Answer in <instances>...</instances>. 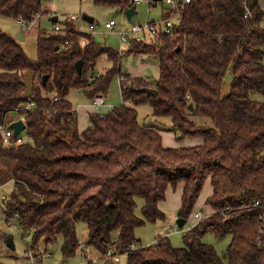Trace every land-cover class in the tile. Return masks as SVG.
Returning a JSON list of instances; mask_svg holds the SVG:
<instances>
[{
    "label": "trees",
    "instance_id": "16d2710c",
    "mask_svg": "<svg viewBox=\"0 0 264 264\" xmlns=\"http://www.w3.org/2000/svg\"><path fill=\"white\" fill-rule=\"evenodd\" d=\"M130 2L93 0L95 6L122 12L134 7ZM40 10V0H0V15L8 19L29 22ZM179 12L172 35L129 42L127 55L157 59L154 83L122 74L119 52L72 22L60 32L38 34L35 60L16 37L0 31V124L7 115H19L27 140L15 148L0 144V185L14 184L3 213L15 216L24 233L33 231L31 246L61 237V253L72 256L79 245L76 224L83 222L86 246L104 264H114L105 257L110 248L125 254L127 264H264V249L256 243L264 211V10L260 0H190ZM103 55L111 68L92 76ZM78 61L83 62L80 74ZM26 73L33 75L32 89L21 99ZM115 76L124 78L122 104L105 114L89 113V126L80 132L67 99L70 91L81 90L91 100L105 97ZM226 84L231 90L222 98ZM143 104L154 116L170 118L177 139L202 142L164 147L157 129L137 121L136 108ZM207 180L212 193L205 205L213 213L183 233L184 247H173L167 236L143 247L135 231L165 219L159 204L167 189L182 185L177 213L187 222ZM138 198L141 217L135 215ZM256 201L259 207H253ZM207 232L231 236L227 263L202 242Z\"/></svg>",
    "mask_w": 264,
    "mask_h": 264
},
{
    "label": "rangeland",
    "instance_id": "374dc122",
    "mask_svg": "<svg viewBox=\"0 0 264 264\" xmlns=\"http://www.w3.org/2000/svg\"><path fill=\"white\" fill-rule=\"evenodd\" d=\"M41 12L34 21V29L28 30L22 27L17 20L8 19L0 15V31L7 33L13 37H17L20 32L24 35V40L21 43L22 48L26 55L32 59H36V38L39 33L45 31L52 33L55 23L51 21V18H57V24L63 26L66 21H69L71 16L76 17V21L72 22L76 29H80L82 32L92 34L94 40L105 45L111 49L118 51V56L121 57L119 67L122 74H140L143 79L154 83L159 77L157 70L158 61L154 56L146 55H127L129 49V43H121L119 33L128 31L134 24H144L147 21H157L161 19L163 13L167 9V5L164 0L156 3L154 6H149L147 0H142L141 3L135 7L136 14L131 17L130 20L126 18L124 12L111 9L98 7L93 4V0H40ZM260 4L264 10V0H260ZM83 16H88L93 19L94 30H89L88 23L82 19ZM110 20H113L116 24L115 30L109 31L104 28V24ZM64 32H62L63 34ZM85 43V41H84ZM142 57V58H140ZM112 66V62L105 55L98 58L96 67L92 71V76L104 75L107 70ZM119 76H115L108 88L107 95L103 97L104 106L97 110L99 114L107 113L111 108L122 104ZM230 79V77H228ZM101 96V95H97ZM259 98V97H257ZM68 101L72 104L73 109L78 113V129L83 130L89 125L88 115L89 113L96 112L91 104L92 101L84 95L81 90L73 89L70 91ZM137 121L142 126H150L157 129L163 138V145L167 148L178 147H192L199 145L202 139L199 138H183L177 139L179 133L172 127V122L169 117H156L152 114V108L149 104L139 105L137 108ZM13 119H21L17 114H11ZM9 119L10 116L7 115ZM11 119V118H10ZM15 166L12 163L11 168ZM14 184L12 181H8L5 184L0 185V264H27L30 261L32 255L40 264H104V261L100 259L99 253L91 247L86 248L87 240V227L85 223L78 222L76 224V233L78 239V247L75 250L74 255L65 257L61 253L62 238L58 237L57 241L52 244H43L42 242L31 246V233H24L23 230L17 224V218L4 215L3 207L5 197L8 200ZM182 186L178 185L175 188V197L181 196ZM212 193V187L210 181L207 180L204 183L202 191L199 195L197 203L193 212H202L208 217L213 213L209 206L205 208V201L210 197ZM181 201V197L179 199ZM143 200L136 199L135 215L141 217V207ZM161 210L165 214L163 221H157L156 223H146L143 227L136 229L135 237L140 240V244L143 247L152 245L159 236H167L173 247H184L183 233L191 229L198 220L194 218L193 212L188 218L183 228H179L176 221L178 219V209L175 206L170 205V197L162 206ZM208 211V212H204ZM207 218V217H205ZM204 218V219H205ZM117 236V232L113 233V237ZM8 238L12 239L14 249H10L6 245ZM202 242L212 245L217 251L220 259L227 263L225 257L226 249L231 242V236L224 238H218L214 233L207 232L202 237ZM87 249V252H86ZM113 249V248H112ZM114 250V249H113ZM41 251L44 252V259L41 258ZM117 255V254H116ZM119 261L114 264H127V257L125 254L117 255Z\"/></svg>",
    "mask_w": 264,
    "mask_h": 264
},
{
    "label": "built area",
    "instance_id": "2783aa9c",
    "mask_svg": "<svg viewBox=\"0 0 264 264\" xmlns=\"http://www.w3.org/2000/svg\"><path fill=\"white\" fill-rule=\"evenodd\" d=\"M149 2V6H154L156 2L154 0H147ZM162 1V0H161ZM142 0H131L130 4H133L134 7H136L137 4L141 3ZM165 4L167 5L166 12H169L170 15L167 17H161V19L157 21H147L144 24H134L131 26V28L128 31H123L119 33V38L121 43H129V42H136V43H147L150 39L156 38L160 35H172L173 30L175 26L180 21V7L185 6L190 3V0H164ZM247 16H250V12L247 11ZM38 17V16H37ZM36 18L32 21H24L22 18H18L17 22L22 26L27 28L28 30L34 29V21ZM76 21V17L71 16L68 22H74ZM116 24L113 20H110L104 24V28L109 31L115 30ZM94 24L89 25V30L93 31ZM62 30V27L59 26V24L55 23L53 31L54 32H60ZM80 44H84V39H81ZM70 45L69 42H65L63 44L64 48H67ZM119 85L121 81H123V77L119 76ZM57 99L54 98L53 101H56ZM104 100L102 96H96L93 98L91 106L93 109L97 110L102 108L104 106ZM30 108L33 107V104L29 105ZM19 116V115H18ZM11 118V117H10ZM8 119L7 117L2 121L0 124V144L3 146V148H15L19 145H22L27 142V140L22 136L23 131H21L17 136H14L13 129H10V124L12 122H15L17 120H20L18 118L16 119ZM3 200H5V197H2ZM261 203L259 201H256L253 204V207H259ZM0 209H2L0 205ZM194 218H196L198 221L204 219L205 217H208V215L203 214L202 212H193L192 213ZM191 214V215H192ZM259 222L261 223L260 227L258 228V238L256 243L258 246L264 249V211L259 215L258 217ZM88 248L87 246H85ZM87 252V249H86ZM42 260L46 255H44V252L41 251ZM106 258H112L114 262H118L119 259L116 254H114V251L112 248L108 249L105 255ZM27 264H40V262H37V260L31 255L30 261Z\"/></svg>",
    "mask_w": 264,
    "mask_h": 264
},
{
    "label": "water",
    "instance_id": "95a60500",
    "mask_svg": "<svg viewBox=\"0 0 264 264\" xmlns=\"http://www.w3.org/2000/svg\"><path fill=\"white\" fill-rule=\"evenodd\" d=\"M135 14H136L135 7H131L128 10L124 11V15L126 16V18L128 20H130L131 17L133 15H135ZM82 19L84 21L88 22V23H92L93 22V19L88 17V16H83ZM51 21L53 23H55L57 21V18L54 17V18H52ZM16 38H17L18 41H22V36H21L20 33L17 35ZM82 65H83L82 61H78L75 64V68H76V71L78 72V74L81 73ZM91 67L93 68V65H91ZM32 79H33V75L31 73H26L24 75V78L21 81V84L25 87V92L21 95V99H25V98L29 97V95L31 94ZM46 80H47V76H43L42 77V84L43 85H45ZM230 90H231V85H228V84L224 85L223 88H222V91H221L222 98H226L228 96V94L230 93ZM141 91L147 93L149 96L157 95L156 90L151 89V88H143V89H141ZM191 107L192 106L189 105V109H191ZM9 127H10V129H13L14 136H17L21 131H23L25 129V124H24V122L22 120H17L15 122H12ZM176 223H177L179 228H183V226L186 224V220H184L182 218H178ZM6 245L10 249H12V250L14 249V246H13L11 238L7 239Z\"/></svg>",
    "mask_w": 264,
    "mask_h": 264
},
{
    "label": "crops",
    "instance_id": "0c3cea01",
    "mask_svg": "<svg viewBox=\"0 0 264 264\" xmlns=\"http://www.w3.org/2000/svg\"><path fill=\"white\" fill-rule=\"evenodd\" d=\"M162 17V16H161ZM54 18V17H53ZM51 20H52V18H51ZM78 30V29H77ZM79 31L80 32H82L80 29H79ZM20 33V32H19ZM18 33V34H19ZM83 33H85V32H83ZM21 34V33H20ZM21 36H22V41L24 40V35H22L21 34ZM22 41H20V42H22ZM140 58H142V57H140ZM157 65V70L159 71V65L158 64H156ZM130 76H132V77H141V75L140 74H129ZM142 78V77H141ZM146 81H147V79H145ZM149 82V81H148ZM93 108V107H92ZM95 110V109H94ZM76 111V110H75ZM96 111V110H95ZM77 112V111H76ZM91 113H93V111L91 112ZM8 116H10L11 118H12V115L10 114V115H8ZM77 117H78V113H77ZM89 125H87V127H88ZM86 127V128H87ZM85 128V129H86ZM85 129H83V130H85ZM83 130H80L79 129V131L81 132V131H83ZM162 137V136H161ZM162 142H163V138H162ZM182 186V185H181ZM183 188V187H182ZM181 191H182V189H181ZM181 194H182V192H181ZM169 197H170V205H172V206H175V208L176 209H179V207H180V204H181V201H179V199H180V197L179 198H177V197H175V190H173V189H171V188H168L167 189V191H166V199H165V201H163V202H161L160 204H159V207L160 208H162V206L163 205H165V203L167 202V200L169 199ZM205 205V204H204ZM206 205H205V208H204V210H206ZM204 212H208V211H204ZM197 223V222H196Z\"/></svg>",
    "mask_w": 264,
    "mask_h": 264
}]
</instances>
